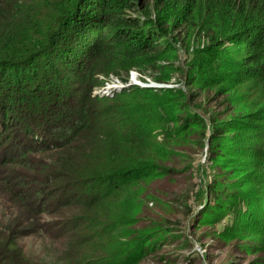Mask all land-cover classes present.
Here are the masks:
<instances>
[{"label":"trees","instance_id":"obj_1","mask_svg":"<svg viewBox=\"0 0 264 264\" xmlns=\"http://www.w3.org/2000/svg\"><path fill=\"white\" fill-rule=\"evenodd\" d=\"M171 31L205 45L180 59ZM131 69L177 85L128 83ZM109 75L123 85L101 94ZM204 139L223 171L192 214L180 158ZM254 161L264 0H0V264L171 262L165 246L188 216L217 229L231 220L224 189L260 173ZM262 220L215 238L243 234L249 246ZM27 235L52 238L51 252H26Z\"/></svg>","mask_w":264,"mask_h":264},{"label":"rangeland","instance_id":"obj_2","mask_svg":"<svg viewBox=\"0 0 264 264\" xmlns=\"http://www.w3.org/2000/svg\"><path fill=\"white\" fill-rule=\"evenodd\" d=\"M168 39L174 46V55H177L180 59L198 52L205 45L203 37L196 35L183 37L182 33H176L175 31L170 32ZM132 75L135 76L136 81L133 80L134 77ZM128 77V83H135L146 87L177 85L174 82H156L147 69L143 72L131 69ZM107 80L108 84L112 85L123 83L114 75L107 76ZM177 80L181 81V78L178 77ZM97 91V88H95L94 92L97 93ZM205 140H203L198 150L196 149L180 158L184 166V171H181L183 180L180 191L184 194L186 201H192V214L195 211L205 209V207L203 208V204L208 201V197H205L204 201H201V188H203V193L205 194V185L211 184V174L223 171V169L219 168H210L211 164L207 163L209 157H212V153L209 152V144ZM246 147V149L253 148L251 144H247ZM239 161H241L239 165L245 163L241 159ZM251 164L256 165L260 173L248 170L246 173L248 176L247 181L239 178L235 184L228 186L229 191H226L227 188L224 189L225 192H228L226 198H229L230 207L233 209L231 210V220L228 223L224 225L219 224L220 229H217L216 224L211 222L197 223V213L195 214V218L190 216V219L188 216L185 222L179 225V231L174 234L173 244L165 246L166 251L170 255L171 262L163 260L159 263L151 258L147 259L144 264H264V233L263 235H259L260 240H257L254 234L250 236L249 240H247L249 246L246 247L240 246L243 234H234L232 241L215 238L218 234L223 233V231H235L239 224L244 233L250 232L252 230L251 224L253 223L257 226L262 219V225L254 230L259 232L264 231V161L262 166L256 164L255 161L251 162ZM231 180H234V178L228 177L227 182L223 180L219 181V183L223 184L218 189H222ZM257 190L258 196L255 195ZM248 195H251V200H244ZM1 203L2 200L0 199V209L3 208ZM237 214H240V217L239 221L235 222L234 218ZM253 219L254 221H252ZM21 243L25 251L32 253V255L48 254V252H51L52 238L27 235L21 240Z\"/></svg>","mask_w":264,"mask_h":264},{"label":"built area","instance_id":"obj_3","mask_svg":"<svg viewBox=\"0 0 264 264\" xmlns=\"http://www.w3.org/2000/svg\"><path fill=\"white\" fill-rule=\"evenodd\" d=\"M132 77H134L133 80L136 81L135 80V76L132 75ZM122 85H123V83H117V84H114V85L106 83L105 86L99 88V90H100L99 92L101 94H112L113 90L115 88H120Z\"/></svg>","mask_w":264,"mask_h":264}]
</instances>
